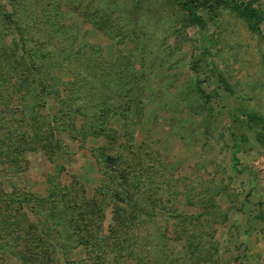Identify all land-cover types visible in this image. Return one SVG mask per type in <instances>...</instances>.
Masks as SVG:
<instances>
[{
    "label": "rangeland",
    "instance_id": "rangeland-1",
    "mask_svg": "<svg viewBox=\"0 0 264 264\" xmlns=\"http://www.w3.org/2000/svg\"><path fill=\"white\" fill-rule=\"evenodd\" d=\"M255 5L264 15V0ZM184 7L179 0H0V177L42 195L50 183L74 182L91 197L101 177L92 148L116 141L127 169L136 155L140 207L155 211L137 230L145 248L147 222L156 228L149 264H264V20L252 30L232 6ZM100 17L106 31L94 25ZM28 47L52 91L37 93L39 101L17 84L26 73L17 57ZM100 62L134 81L132 90L111 82L104 119L98 112L85 122L79 113L75 129L63 125L77 100L60 84L73 79L69 69L92 63L98 73ZM103 76H93L97 89ZM54 125L69 153H50ZM96 126L107 138L82 132ZM16 127L27 132L26 161L2 163ZM110 220L109 207L105 231ZM83 256V247L71 254Z\"/></svg>",
    "mask_w": 264,
    "mask_h": 264
},
{
    "label": "trees",
    "instance_id": "trees-1",
    "mask_svg": "<svg viewBox=\"0 0 264 264\" xmlns=\"http://www.w3.org/2000/svg\"><path fill=\"white\" fill-rule=\"evenodd\" d=\"M179 1L185 6L184 9L192 10L212 11L221 4L232 6L252 30H256L260 22L264 20L263 13L255 5L257 0ZM103 17L94 21V25L106 31V28H102V26L107 27L109 24ZM40 21L50 24V18L47 17L41 18ZM20 39L26 46L23 37ZM38 46H42V44H38ZM11 50L16 52L15 47ZM36 54L37 51H32L28 47L25 57H17V67L22 68L20 71L26 72L17 78V84L19 89L26 92L34 91V100L39 101L37 93L44 91L45 94H49L51 89L47 85V79H44L43 75L37 76L35 73ZM76 54H71V57ZM78 54L80 53L78 52ZM98 57L102 58L103 56L99 55ZM120 63L119 61L118 64ZM55 64L58 63L55 62ZM90 64L89 67H83V71L69 69L73 79L60 84L63 85L64 91L68 90L77 100L74 102L73 109L62 113L65 119L67 117L70 120L63 121L62 124L72 125L73 129L75 127L72 116L79 113L84 117L85 122L93 120L98 112H102V119L106 117L108 106H113V102L108 101L114 98L112 91H109L112 87L111 82L113 85L118 83L117 85L120 86L122 81L124 85L121 91L126 94L134 86V81L123 80L126 76L122 71L117 72V69H113L114 64L108 73L105 70L107 62H100L103 65L98 73L97 66ZM12 68L18 71L16 66ZM99 73L104 76L101 86L98 85L100 89H97V82L94 81L93 76ZM2 84V87L7 91V86L4 87L5 84ZM120 94L117 93V96L119 97ZM126 94L120 97L123 98ZM60 100L64 101L63 105L67 104L63 96H60ZM33 103V107L38 105V103ZM81 104L84 107L83 112L79 107ZM83 125L86 124L83 123ZM59 126L54 125L48 132L51 142H54L48 148L51 154L53 152H70L67 144L60 143L54 138V134L61 133ZM84 131L90 132L87 133V136L90 134L95 137L100 135L107 138L104 131L97 126L85 128L82 132ZM8 132L6 146L11 148L9 150L11 154L5 153L2 163L18 161L22 164L26 161L24 159L26 152L30 150L29 140L26 139L27 132L17 127L12 130L8 129ZM102 147L92 148L101 177L98 188L91 197L85 196L84 188L78 190L74 186V182L70 187L65 185L55 187L50 183L46 189L47 194L42 195L30 190L23 182L16 184L12 179L5 178L3 181V178L0 177V264H126L129 261L133 262L132 264L150 263L149 255L154 248L152 235L155 236L156 228L153 226L154 224L147 222L150 240H147L149 245L145 248V243L141 239L143 237L137 234V230L143 224L142 218L154 217L155 211L151 208L146 212L143 207H140L142 205H139L140 193L137 181L140 176L136 155L130 162V169H127L129 159L123 154L121 144L114 141L106 143L104 148ZM58 168L63 170L62 165ZM5 174L9 175L8 170H5ZM158 186L154 185L153 190L156 191ZM155 195L151 192L153 202L156 200ZM109 207L111 220L110 223H107L105 231L104 223ZM138 245L140 250L137 249ZM78 247L84 249V256L80 261L71 258L74 249ZM61 253L63 256L60 255Z\"/></svg>",
    "mask_w": 264,
    "mask_h": 264
}]
</instances>
